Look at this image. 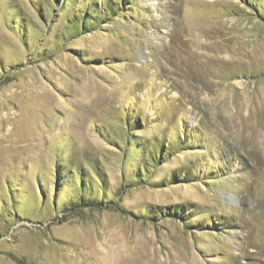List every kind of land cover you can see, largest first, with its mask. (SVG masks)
Listing matches in <instances>:
<instances>
[{"label":"rangeland","instance_id":"1","mask_svg":"<svg viewBox=\"0 0 264 264\" xmlns=\"http://www.w3.org/2000/svg\"><path fill=\"white\" fill-rule=\"evenodd\" d=\"M249 1L0 0V264H264Z\"/></svg>","mask_w":264,"mask_h":264},{"label":"trees","instance_id":"2","mask_svg":"<svg viewBox=\"0 0 264 264\" xmlns=\"http://www.w3.org/2000/svg\"><path fill=\"white\" fill-rule=\"evenodd\" d=\"M246 1H247V3L251 4L249 0H246ZM254 9L260 15H262V13L259 10V7L254 6ZM147 158H148L147 160L151 159L153 161L155 159L154 155H151V154ZM106 206H108V207H110V206L111 207H114V208L118 209L119 211H122V212L126 213L125 210H123L122 208H120L118 206V204H115V202H113V201L103 202V201H99V200H94L93 198H91L88 195L81 196L77 200H74V201L70 202L68 204V206H66V210L65 211L67 213H75V212H79L80 210L85 209V208H97V209H99V208H103V207H106ZM171 213H173V212H171Z\"/></svg>","mask_w":264,"mask_h":264}]
</instances>
